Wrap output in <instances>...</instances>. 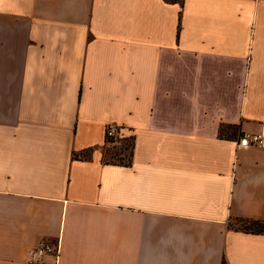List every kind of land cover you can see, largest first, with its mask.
<instances>
[{"label":"crops","instance_id":"0c3cea01","mask_svg":"<svg viewBox=\"0 0 264 264\" xmlns=\"http://www.w3.org/2000/svg\"><path fill=\"white\" fill-rule=\"evenodd\" d=\"M109 126L131 164L103 160ZM247 133L264 0H0V264L44 240L59 264H264V233L234 228L264 221Z\"/></svg>","mask_w":264,"mask_h":264},{"label":"built area","instance_id":"2783aa9c","mask_svg":"<svg viewBox=\"0 0 264 264\" xmlns=\"http://www.w3.org/2000/svg\"><path fill=\"white\" fill-rule=\"evenodd\" d=\"M116 127L109 126L107 128V135L113 136L116 133ZM264 138L262 133H247L239 137L238 145L240 147H249L252 145H261L263 144ZM61 254V245L60 243L50 240H44L38 245L29 249L27 253V262L28 264H37L42 262L47 255H53L55 258V264H59Z\"/></svg>","mask_w":264,"mask_h":264},{"label":"trees","instance_id":"16d2710c","mask_svg":"<svg viewBox=\"0 0 264 264\" xmlns=\"http://www.w3.org/2000/svg\"><path fill=\"white\" fill-rule=\"evenodd\" d=\"M116 133L113 136H108L106 133V143L107 144H116L119 143V140L124 137V134H121L120 129L116 127ZM123 139H130L132 141L131 148L129 149V155L125 157L123 154H120V158L117 159V152L110 155V159H106L105 156L103 160L107 163H120L129 165L133 159L134 146H135V136H125ZM128 149V148H127ZM84 153V154H83ZM87 153V154H85ZM91 156V150L83 151L80 153H75L77 158H88ZM237 226H234L237 230H243L245 232L252 233H264V221L263 220H254V219H236ZM231 225L232 222H231Z\"/></svg>","mask_w":264,"mask_h":264},{"label":"rangeland","instance_id":"374dc122","mask_svg":"<svg viewBox=\"0 0 264 264\" xmlns=\"http://www.w3.org/2000/svg\"><path fill=\"white\" fill-rule=\"evenodd\" d=\"M130 135L131 134H126V135H124V137L130 136ZM123 138H121L119 140V143L109 144V146L107 148H105V155L104 156L106 159H110V155L115 153V152H117V154H116L117 159L120 158V154H123L125 157H127L129 155V149L131 148L132 141L130 139L126 140ZM85 154H87V153H85ZM234 226H237V224L234 223Z\"/></svg>","mask_w":264,"mask_h":264}]
</instances>
